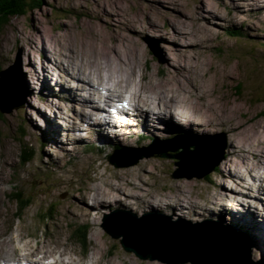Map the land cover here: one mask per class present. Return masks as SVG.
<instances>
[{
    "label": "rangeland",
    "instance_id": "obj_1",
    "mask_svg": "<svg viewBox=\"0 0 264 264\" xmlns=\"http://www.w3.org/2000/svg\"><path fill=\"white\" fill-rule=\"evenodd\" d=\"M85 24L93 26L94 33L89 32L91 29ZM228 28H239L244 35L231 34ZM89 42L95 50L107 47L105 50L114 53L111 51L114 47L124 55L128 51L137 53V69L145 66L155 81H159L161 73L169 80L167 70H172L175 81L180 80L193 91V94L184 93L188 101L197 92L198 110L202 108L203 112L199 120L204 122V129L192 131L193 134L188 131L189 125L182 130L175 125L168 129L161 116L159 125L161 129L164 127L165 135L157 132V128L148 131L149 135L131 121L137 114L128 108L124 116L130 124L120 126L119 121L99 119L94 125L88 117L95 112V107L89 105L81 111L77 100L72 99L71 90L63 91L65 84L78 87L77 96L83 98L84 92L86 97L90 94L87 88L79 87L84 83L79 78L83 72L69 64L66 53L67 50L79 54L83 48L84 52H93L92 47L90 51L85 50ZM95 55L98 56L99 51ZM89 59L94 64L97 62L92 57ZM32 64L36 65L37 78L45 73L51 77L50 85L42 81L44 87L51 86V92L48 89L50 103L38 92ZM0 67L9 68L12 79L17 74L25 98L27 94L25 107L1 111L0 148L5 154L12 152L8 167L11 179L10 176L5 179L10 180L9 183H1L0 179L3 207L8 210L3 217V228L8 229L4 238L9 240L3 246L0 239L1 262L4 258L26 261L23 257L28 251L26 242L29 239L34 243L35 238L20 240V227L46 239L51 238L49 234L57 235L60 227L62 240L76 252L68 249L60 255L65 246H56L50 259H34L48 262L62 258L74 264L78 261L90 264L97 260L92 254L100 251L106 253L103 260H118L119 264L125 257L133 264H193L170 262L181 255L159 246H143L142 256L128 250L121 241L123 236H115L104 225L106 219L117 213L111 221L116 230L126 229L136 217L144 215L236 227L250 239L251 261L264 264V236L256 231L261 226L252 229L251 224L242 226L231 217L245 210L248 212L245 215H252L250 217H254L255 222L261 221L264 227V158L250 172L244 166L259 161L258 150L252 148L264 143V0H41L39 6L12 16L5 25L0 24ZM106 69L113 71L111 67ZM158 81L155 83L159 90L167 84ZM148 85L142 80L139 89L143 92ZM127 89L130 92V88L120 90ZM172 90L171 85L169 92ZM31 91L35 92L28 97ZM19 102L15 96L14 104ZM159 107L165 112L162 105ZM50 116H53L52 125L56 124L61 132L58 141L57 128L47 125ZM174 118L176 123L182 122L179 115L174 114ZM218 120L230 122V131L218 126ZM107 123L115 131V141L103 140L109 135L104 132ZM234 125L236 127L232 128ZM178 131L181 135H177ZM134 134L137 141L130 143L135 140ZM89 143L95 147H87ZM32 145L35 152L28 161L24 152ZM186 146H190L191 154H186L188 163L181 166L178 154L186 152ZM150 150L156 151L148 157L138 156ZM211 153L218 164L199 177L201 169L196 164ZM6 163L3 159V165ZM225 164L231 171L222 175L220 170ZM45 165V171L52 176H46L42 170L43 180H48L47 184H42L44 181L37 175V168ZM205 166L200 168L203 170ZM34 181L40 182L42 189L38 187L34 192L31 184ZM186 190L190 200L171 198V194ZM12 191H16L19 198L13 196ZM130 191L150 205L140 207L143 210L140 211L130 202L133 195ZM158 192L169 195L159 206L155 196ZM212 195L216 198L211 201ZM25 198L27 203L22 200ZM29 201L32 203L27 206ZM245 202L255 204L254 208H246ZM165 205L182 206L195 212L203 210V213L184 215L180 209H175L168 214ZM214 209L217 214L212 213ZM224 211L230 217H225ZM3 218L1 215L2 221ZM53 240L56 243L55 237ZM14 247L19 249L16 255L11 254Z\"/></svg>",
    "mask_w": 264,
    "mask_h": 264
},
{
    "label": "bare ground",
    "instance_id": "obj_2",
    "mask_svg": "<svg viewBox=\"0 0 264 264\" xmlns=\"http://www.w3.org/2000/svg\"><path fill=\"white\" fill-rule=\"evenodd\" d=\"M84 26H86L87 28L89 27L87 24H85ZM88 30H90L89 32L94 33V31L96 29H94L93 26H90L88 28ZM19 37L22 38L24 36L20 35ZM86 44L87 45H85V47H86L85 50L90 51L91 47H92V46H90V42L86 43ZM71 47L72 46H70L69 48H71ZM92 48H93L92 49L93 52H84V48H83V50L81 51L82 53H79L81 56H79V54H74V52H71L72 53V55H71V53H69L66 50L67 60H68L69 64L73 65V67H75L79 70L81 69V71L83 72V75L79 76V78L81 77V80H83L85 84L80 83L79 87L87 88L90 92V94L87 95V97H86V92H84L85 95H84V93L81 94L83 96V98H82L80 95L79 96L75 95L77 93L76 89H78L77 85H76L77 88L67 87V86H65V84L63 86V88H66L63 90L64 92H67L68 91L67 89L71 90V95L74 97L72 99L77 100L78 108L81 109V111L82 110L84 111V107H88L89 105L91 107H95V110L105 111V103H108V101L110 99H112L114 101V103H115L116 99L124 100V102H126L127 100H132L133 103H135V105H136L134 107L135 109L133 108V111H134L133 114L136 113L137 117H134L131 121L136 123V124L138 123L139 126L141 127V129L143 130V133L149 134L148 131H152L151 129L157 128V132L159 131L161 135H165L164 127H162V129H161V126L159 125V123H161L160 122L161 116H164L163 120L165 121L168 129L173 128V126L175 125L178 129L182 130V128H184L185 125H189L188 131L190 132V134H193V133H191L192 131L197 132V130L204 129V127H203L204 122L199 120V117L201 116V114H203V112L201 110L202 108L198 110V104L200 101H198L199 99H197L195 97L197 92L194 95H192V99L188 101L187 97L184 93L187 91L190 94H193V91L190 88H188V86H186L184 83H182L180 80L175 81V77L173 76L174 74H173V72H171L172 70H169V71L167 70V72L169 73V74L167 73V75H170L169 80L164 78V75H163L164 73L160 74L158 72L160 74L159 81L158 80L155 81L154 76H151V72L147 71L148 68H146L145 66H141L140 70L137 69V66L139 65V60H138V56L136 55L137 54L136 52H135L136 54H132L131 52L128 51V54L124 55L123 53H119V51H116L114 47H112V49L110 48L112 52L114 51V53H111V52L109 53L107 50H105L107 47L104 50H102V49L101 50H98V49L95 50L96 48H94V47H92ZM97 51H99L98 56L95 55V52H97ZM78 52H80V51H78ZM83 57L87 60H84ZM90 57L97 60V62H95V64H94L92 62V60L89 59ZM78 59H81V61ZM139 59H140V57H139ZM31 67H32V69H31L32 73L34 74L35 69H36V65L32 64ZM107 67L113 68V71L107 70L106 69ZM42 72H45V71H42ZM72 74L77 75V73H74V72H72ZM36 75H38V74H36ZM36 75L34 74L33 77L35 79V82L37 83V89H39L38 92L41 95H43V97H45L44 99L47 102H49L48 100L51 99V94L48 92V89L50 91L51 86L44 87L42 85V81L43 82L46 81L50 85V78L51 77H49L48 74H46V73L44 75L38 77V78ZM142 80L149 83V85L144 88L145 91H143V92H142V90H140L141 88L139 89V83ZM160 80H161V82L165 81L167 84H165V85L163 84L162 88L159 90L157 88V85L155 82H157V81L160 82ZM171 85L174 87V90L171 91L172 93L169 92V86H171ZM123 87L124 88H130V92L128 91L129 89L120 90ZM34 92L35 91H31V94H28V97L33 96ZM126 94L127 95L129 94L128 98H126V96H125ZM131 95L133 96V99H130ZM139 95L141 96V98L139 97ZM54 97L59 98V96H57V95H55ZM26 98H27V94H26ZM26 98H25V101H26ZM155 100H158L157 106L155 105ZM47 102H43V104L46 107L48 106ZM26 103H27V101H26ZM28 104L30 106L31 102H29ZM25 105H27V104H25ZM25 105H23L22 107H25ZM128 105H129V103H128ZM160 105H162L163 108H165V112H163L164 110L160 109V107H159ZM124 108L125 109L126 108L131 109L129 106L125 107L123 105H122V108L120 110L118 108L117 115H121V118L124 119V122L121 121L118 123V125H120V126H124L126 122L129 124L131 122V121H127L125 116H124L125 113H128V112H125ZM40 110L43 111L42 108ZM200 110H201V112H199ZM81 111L79 113H81ZM31 112H33V111H31ZM92 113L96 115V112H91V116H89L88 119H92L94 125L98 123L99 119H101L103 122L108 120L107 117L104 115V112H102L101 116L99 118L97 117L96 119H94ZM174 114L176 116L179 115V118L182 120L181 123L180 122L176 123L175 118H174ZM52 117L53 116L47 117L50 119V121L47 122V125L54 127V128H57L56 124L52 125V120H53ZM82 121H85V120H82ZM218 121H219L218 126L221 125L222 129H226L227 131H230V129H231V123L230 122L227 123L225 121L222 122L221 120H218ZM99 127H101L100 124H99ZM235 127H236V125H234L232 128H235ZM57 131L58 132H56V140L58 141V139L61 135V132L58 128H57ZM104 132L109 133V135H106V137H105L106 139H103V140L115 141L117 139V138L116 139L114 138V137H116L115 131H114V129L110 123L108 124L107 130H104ZM178 134H180L179 131H178L177 135ZM99 136H100L99 138H101V133H99ZM135 136L136 135L134 134L133 137L135 138V140H131V142L129 140L128 142H130V143L136 142L137 137H135ZM124 139L126 140L125 137H124ZM88 146H94V145H93V143H89L87 145V147ZM254 148H256V150H258L257 151V155H258L257 160H259V161H255L256 164L252 162L253 164H255V166L253 164L252 165H244L245 169L249 172L252 171V168L258 167L259 163L262 162L261 158H264V143L262 142L259 146L256 145L252 149H254ZM243 151H244V149L241 148L240 152L242 153ZM3 159H6V161H7L6 165H3ZM11 159H12V152L10 151L9 154L8 153L5 154L3 149L0 148V179H1V183L10 181V180L5 181L7 176H10V179H11V172H9V170H8V167L10 166L9 162L11 161ZM252 160H253V158H252ZM245 161H246V159H245ZM228 167H229L228 164L227 165L225 164L223 166V170L222 169L220 170V173L222 175L224 173H230L231 170L227 169ZM236 174H238V173H236ZM241 174L239 172V175H241ZM0 188H2L1 190H3V187H0ZM129 189L134 190L132 188H128V190ZM130 192H131V194L133 193L132 198L136 199V202H135L134 199L131 198L130 202L135 203V205L134 204L133 205L135 207H137L138 209H141L140 207H142V206L150 205V203L147 202L146 200H144L143 197L135 195L133 191H130ZM158 193L159 194L156 193L155 196L158 197V199H156V201H158V203L156 205L159 206L165 202V200L163 198L169 197V195L164 194L162 192H158ZM257 193H258V191H257ZM148 194H150V193H148ZM2 196H3V192L0 191V217L2 215V218H3L6 214V212L8 213V210L3 207V203L5 204V202L2 200ZM171 198H176L177 200L187 201V200H190L189 199L190 193H187V190L182 191L178 195L171 194ZM215 198H216L215 195H212L210 200L212 201ZM22 200L28 201L27 198L22 199ZM263 204H264V201H263ZM165 207H166V212L168 214L174 213L175 209H180V212L184 215H187V213H190V212L192 215L193 214L202 215V213H203V210L195 212L194 210L183 209L182 206H180V207L177 206L174 208V206L172 207L170 205H165ZM171 208H173V210ZM215 209H217V207H215ZM215 209H214V212H212V213H216ZM140 211H143V210L141 209ZM225 211L223 213L224 216L230 217V215H228V213H226ZM242 211L243 212L240 213L237 217L234 214L231 215L232 219L235 221H240L242 226L251 224L252 229H253V227H256L257 225L258 226L260 225L261 227L259 228V230H256V231H259V234L264 236V227L262 226L263 225L262 222L261 221L255 222L256 219L254 217H250L252 215H250V214L245 215L244 213H248V212H246L245 210H242ZM220 214H222V213H220ZM8 219L10 220V217ZM258 219L263 220L262 217H258ZM3 221L0 219V239H1V244L3 246H5L8 244L9 240L4 238V237H6L5 231L8 229L3 228V226L5 224L4 218H3ZM1 224H3V225H1ZM24 226H22V227H24ZM19 230H20V233H19L18 238L20 240H23V238L25 239L27 237L35 238L34 243H32L29 239L26 242L28 245L26 247V249L28 251L23 255L24 259L26 260L24 262L25 264H28V262H30V260L34 261V262H41V263L49 264V261L48 262H42V261H39L37 259H34V257H41L43 259H50L52 253L55 251L56 246H65V249H63L61 251L60 255L64 254L65 250H68V249L75 251L74 248H72L69 244H66V242H64L62 240L61 236H62L63 230L60 227H59V231H58L57 235L49 234L51 236L52 240H53V237H55L56 243H54L53 242L54 240L52 241L51 238L46 239L43 236L38 237L34 233L27 232V231H25V229H23L21 227L19 228ZM259 237H261V236H259ZM258 243L262 244V242L260 240L258 241ZM260 246H262V245H260ZM18 253H19V249L16 247H14L11 251L12 255H16ZM95 253L98 257L95 254H92V255L97 260L95 262L92 261V263H90V264H119L117 262L118 260L116 262L114 260H110V261L109 260H103L102 257L106 253L103 254L101 252L103 255L100 253V251H97V252L95 251ZM263 253H264V251H263ZM15 260H16L15 258H4V263L5 264H14ZM129 260H130L129 257H125V260L123 258L122 262H120V264H122V263L128 264V262H129V264H133ZM61 261L65 262V264H74V263L65 261L62 258L56 259L53 261L50 260V264H63V263H61ZM87 262L78 261L76 264H87Z\"/></svg>",
    "mask_w": 264,
    "mask_h": 264
},
{
    "label": "water",
    "instance_id": "obj_3",
    "mask_svg": "<svg viewBox=\"0 0 264 264\" xmlns=\"http://www.w3.org/2000/svg\"><path fill=\"white\" fill-rule=\"evenodd\" d=\"M10 73L9 68L0 71V110L3 112L23 106L25 98L17 74L12 79ZM15 96L20 99L18 104H14ZM189 147L186 146V152L178 154L180 159L178 164L181 166L188 163L186 154L188 152L191 154L190 150L188 151ZM155 151H144L138 156L148 157ZM205 156L206 158L196 164L201 169L198 173L199 177L207 174L218 164L217 159L212 157V153ZM203 165L206 166L202 170L200 166L203 167ZM116 214H112L109 220L106 219L105 228L117 237L123 236L121 240L123 245L141 256L142 247L148 244L159 246L164 250H172L181 255L177 259H170L173 263L190 261L193 264H254L250 259L252 246L250 239L236 227L221 226L217 223L180 222L169 217L163 218L164 216L152 218L144 215L141 218L136 217L126 229L116 230L111 222Z\"/></svg>",
    "mask_w": 264,
    "mask_h": 264
},
{
    "label": "trees",
    "instance_id": "obj_4",
    "mask_svg": "<svg viewBox=\"0 0 264 264\" xmlns=\"http://www.w3.org/2000/svg\"><path fill=\"white\" fill-rule=\"evenodd\" d=\"M41 0H0V24L5 25L9 22L10 18L14 15L25 14L28 10L39 6ZM227 32L231 34H243L240 33L239 28H228ZM244 35V34H243ZM1 68V67H0ZM1 119V110H0ZM33 145L25 150L24 155L27 156V160L33 158L35 152ZM27 203V201H25ZM26 205V204H25Z\"/></svg>",
    "mask_w": 264,
    "mask_h": 264
}]
</instances>
